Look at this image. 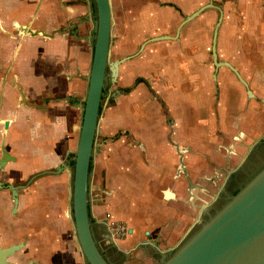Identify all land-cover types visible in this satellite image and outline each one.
<instances>
[{
	"label": "crops",
	"instance_id": "obj_1",
	"mask_svg": "<svg viewBox=\"0 0 264 264\" xmlns=\"http://www.w3.org/2000/svg\"><path fill=\"white\" fill-rule=\"evenodd\" d=\"M209 3L222 10L219 28L227 24L228 30L236 27L250 30V15L264 12V0H110L112 32L120 44L140 48L154 37H174L186 17ZM235 13L243 15L241 23L240 16L231 17ZM218 17L216 8L206 9L180 29L176 40L147 43L138 57L119 67L117 77L122 87L144 83L146 89V85H151L160 93V102L156 99L151 103L140 90L136 98L130 93L129 100L135 101L130 102L131 119L126 130L140 144L141 151L169 160L167 173L171 176L166 188L170 190L186 181L185 171L194 177L219 156L236 155L234 140L256 139L264 129V122L259 121L260 109L255 112V107H251L256 101L264 107V99H257L248 87L250 83L240 76L236 80V74L227 67V74L236 77L229 75L225 86L219 88L223 76L213 61L214 71L210 69L212 55L204 48L206 38L189 33L215 29ZM93 21L90 0H0V146L14 159L1 170L0 181L23 188L15 180L43 172L56 183L72 185L73 159L92 55V44L87 38ZM28 31L43 35H31ZM228 41L237 46L238 37ZM229 82L237 86H230ZM254 86L261 90L260 84ZM220 90L227 95L222 96ZM241 94H245L248 102L243 103L242 98L238 101ZM4 121L9 126L2 144ZM241 126L245 128L241 130ZM114 127L125 128L118 121ZM249 146L240 148L246 147L247 154ZM131 151L133 158L140 156L136 149ZM179 170L183 175H178ZM38 192L40 198L36 195L33 199H24L18 192L15 211L10 194L0 192V245L5 243L9 247L32 239L36 244L41 240L38 231L52 229L51 220L46 219L50 212L42 200V189ZM165 197L169 204L177 200L170 191L165 192ZM133 228L131 233L138 241L149 230L153 237L161 235L158 229L153 232L147 225ZM41 247L49 250V254L56 251L59 254L58 246ZM33 248L38 252L36 245ZM27 253L21 250L18 256L27 257ZM64 254L67 253H61L58 264H71L64 260Z\"/></svg>",
	"mask_w": 264,
	"mask_h": 264
},
{
	"label": "rangeland",
	"instance_id": "obj_2",
	"mask_svg": "<svg viewBox=\"0 0 264 264\" xmlns=\"http://www.w3.org/2000/svg\"><path fill=\"white\" fill-rule=\"evenodd\" d=\"M239 16L240 20H238L240 22L243 15L235 13L231 17L237 18ZM250 16V30H245L244 27L228 30L227 24H223V27L219 28L216 51L219 57L218 61L230 63L237 70L239 76L247 84L250 83L248 87L257 95V99H264V75L259 76V74L264 73V12ZM240 23H238V26H240ZM190 31L189 33H193L197 37L206 38L207 43L204 48L211 53L214 28H203L197 30V32L196 30ZM231 37H238L237 46L232 45V42L228 41V38ZM138 51V45L120 44L119 39L115 38L114 32H112L110 62L135 55ZM141 53H138L133 59ZM209 65L213 72L215 66L213 67L214 64L212 65L211 56L209 57ZM227 69L226 67H220L219 69L221 70L219 74L223 76L221 85H218L219 88L225 86L227 77L232 74H227ZM248 70L250 71L249 73L246 72ZM223 73L226 74L222 75ZM248 74L249 76L251 74V76L247 77ZM232 75L233 77L235 76L234 74ZM237 78L236 80H238ZM232 84L229 82L228 85L237 86L234 82ZM254 84H260L261 90L255 88ZM146 86L147 89L144 83L134 82L128 87H122L118 77L114 83L108 77L101 101L102 112L95 138V154L93 156L90 181V211L93 233L99 248L106 251L108 255L115 250L128 253L127 258L124 260L125 264H159V255L153 249L149 247H143L144 249L142 247V249L140 247L135 248V245L141 241H138V238L131 233L134 226L144 228L147 225L152 228L153 232L158 229L161 235L156 237L144 235L142 241L155 242L156 240L158 249L163 251L174 247L180 240L186 239L197 229L199 223H203L207 219L202 214L199 218V223L192 228L198 219L199 208L206 206L214 199V195L222 186L226 177L225 170L235 169L245 157L247 148H240V146H249L254 143L253 137H246V139L238 141L234 140L233 146L238 151L236 155H231L230 157L219 156L214 162H210L212 164L206 170L202 169L201 173L194 177L185 171V184L182 180L172 190L166 188L168 178L171 176L167 173L169 160L164 157L153 156V154L143 150L141 151L139 148L140 144L126 130L131 119L130 102L134 103L135 101L129 100L130 93L136 98V92L140 90L144 93V97L148 95L147 100L150 103L160 99V93L152 89L151 87L153 86ZM238 86H240L239 83ZM242 89L244 92L243 86ZM220 91L223 92V90ZM232 91L234 90H229L228 92ZM235 91L240 90L236 89ZM225 93L226 91L223 92L222 96H226L227 94ZM235 96L238 98L239 95L235 94ZM120 99H122V103L119 102L121 101ZM240 100L243 103L248 102L245 94L239 97L238 101ZM251 107H255V112L260 109L259 121L264 122L263 103L256 101ZM115 121L123 123L125 126L124 130L115 128ZM247 122L253 121L248 120ZM105 128L106 131L104 130ZM240 128L243 130L245 127L241 126ZM261 137H264V129L255 136L256 139ZM218 146L227 155L225 147L222 148L223 145L220 143ZM131 149H136L140 156L133 158L129 152ZM99 160L104 161V163ZM244 163L243 165H246L248 171L254 172V167L248 166L253 165V161L248 159ZM258 164L261 166L255 172L264 167V160L261 163L257 161L254 166ZM181 165L183 166L184 164H180V167ZM139 166L142 168H139ZM178 172V175L182 174L180 170ZM34 177L35 179H33ZM29 180L31 182L28 185ZM15 182L24 186L19 191L23 194L24 199H33L36 195L40 198L38 190L42 189V200L50 212L49 217H46V219L47 221L51 220L53 225L52 229L47 232L45 231L46 229L37 232V234L40 233L41 240L37 241L36 244L33 239L32 242L29 240L23 242L26 246L23 250L28 252L27 255L32 257V253H36L37 260L47 264H58L61 260V253L65 252L67 253L64 254L65 261L71 264H82L85 260L75 238L70 213L72 185L56 183L51 175L43 174V172L25 175L24 178H19V181L15 180ZM167 191L176 195L177 200L175 203L169 204L170 200L165 197V192ZM221 204V201H215L208 209L209 211L218 209ZM172 205L177 209L172 208ZM190 212L193 214H190ZM191 228L192 230L189 232ZM147 232L151 233L150 230ZM43 244L58 246L59 254H57V251L49 254V250L42 248L44 246L41 247ZM35 245L38 247V252H34L33 246ZM1 246L5 247L6 244L4 243ZM46 247L48 246L46 245ZM66 247L69 249L67 250Z\"/></svg>",
	"mask_w": 264,
	"mask_h": 264
},
{
	"label": "water",
	"instance_id": "obj_3",
	"mask_svg": "<svg viewBox=\"0 0 264 264\" xmlns=\"http://www.w3.org/2000/svg\"><path fill=\"white\" fill-rule=\"evenodd\" d=\"M93 9V28L87 38L92 44V55L87 80V90L81 107L82 117L79 127L77 147L73 159V178L71 193V220L75 231V238L86 264H109L103 257L93 235L90 209V181L92 177L93 156L95 154V138L101 116V101L108 77L116 82L119 67L133 59L142 51L147 43L162 40H176L180 29L198 17L209 8H216L219 12L218 21L213 32L211 55L215 68L227 67L240 79L238 72L229 64L218 61L216 52L217 34L223 18L220 8L209 3L192 15L185 18L179 25L174 37H154L144 42L137 54L124 57L114 62L109 61L112 42V12L110 0H90ZM25 29V28H24ZM27 31V30H25ZM76 31V30H75ZM31 35H43L41 32L28 31ZM248 95L251 93L248 91ZM4 135L9 123L3 122ZM249 147V149H251ZM0 171L8 161L14 159L2 146ZM233 170H225L226 177L222 186L214 195V199L206 206L200 207L199 216L195 223H199L202 214L207 216L203 223H199L186 239L180 240L174 247L165 251L158 249L157 242L149 240L137 243L135 247H149L159 255V264H264V167L247 181L234 196L210 213L211 204L220 200L226 194V185L232 174L246 160ZM190 185V183H189ZM192 187V186H190ZM2 183L0 182V190ZM17 189L13 192L14 211L17 207ZM191 195V194H190ZM210 213V214H209ZM131 232V231H130ZM149 236V233H146ZM23 243L9 247L0 245V264H12L9 258L21 250Z\"/></svg>",
	"mask_w": 264,
	"mask_h": 264
},
{
	"label": "flooded vegetation",
	"instance_id": "obj_4",
	"mask_svg": "<svg viewBox=\"0 0 264 264\" xmlns=\"http://www.w3.org/2000/svg\"><path fill=\"white\" fill-rule=\"evenodd\" d=\"M254 143L252 145H250L249 147L252 146L251 149H248V152L247 154L245 155L247 158L246 160H251L253 161V165H248V166H251V167H254V172H250L248 171V168H246V165H243L245 164L244 162H246V160L240 165V167L236 170V172L234 174L231 175L229 181L227 182V185H226V194L222 195L221 196V199L220 200H216L217 201H221V203L223 204L225 200H227V194L228 196H234L236 195L240 188L247 182L249 181L257 172H255L261 165L258 164L256 166H254V164L258 161V163H261L263 160H264V137H261V138H257V139H254L253 140ZM2 147V146H0ZM248 147V148H249ZM1 153H2V149L0 150ZM227 161V160H226ZM1 172V171H0ZM2 189L0 190L1 191H7L11 198H12V205L14 207V201H13V192H14V189L18 188L17 189V196H18V192L20 190H22V188L20 186H14L12 185L11 183H6V182H2ZM221 204V205H222ZM210 213L214 212L213 209H211L209 211ZM209 213V214H210ZM206 216V215H205ZM207 217V216H206ZM197 223H195L193 225L192 228H194V226L196 225ZM192 228L189 230V232L192 230ZM93 230V228H92ZM94 235V233H93ZM95 238V236H94ZM95 241H96V238H95ZM97 243V242H96ZM98 245V243H97ZM136 246V245H135ZM25 245L22 247L21 250L25 249ZM99 247V246H98ZM4 248V247H3ZM135 248H138V247H135ZM141 248V247H140ZM143 248V247H142ZM141 248V249H142ZM100 249V248H99ZM144 249V248H143ZM21 250L15 252L8 260L9 262H11L12 264H47L45 262H41L39 260H37L36 256L34 253L32 257H30V255L27 257H22V256H18V252H20ZM35 251V250H34ZM103 257L105 258V260L109 263V264H125L124 263V260L127 258L128 256V253H125V252H121L119 250H115V251H112L110 252V254L108 255V253L102 249H100ZM130 256V255H129ZM51 264V263H50ZM82 264H86V262L84 261Z\"/></svg>",
	"mask_w": 264,
	"mask_h": 264
},
{
	"label": "bare ground",
	"instance_id": "obj_5",
	"mask_svg": "<svg viewBox=\"0 0 264 264\" xmlns=\"http://www.w3.org/2000/svg\"><path fill=\"white\" fill-rule=\"evenodd\" d=\"M4 147V146H3ZM1 149H2V147H1ZM3 151V150H2Z\"/></svg>",
	"mask_w": 264,
	"mask_h": 264
}]
</instances>
